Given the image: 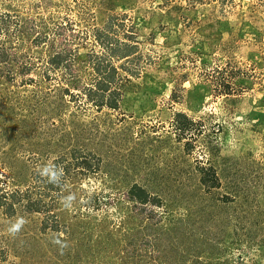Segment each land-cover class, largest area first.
I'll return each instance as SVG.
<instances>
[{"label": "rangeland", "instance_id": "rangeland-1", "mask_svg": "<svg viewBox=\"0 0 264 264\" xmlns=\"http://www.w3.org/2000/svg\"><path fill=\"white\" fill-rule=\"evenodd\" d=\"M0 264H264V0H0Z\"/></svg>", "mask_w": 264, "mask_h": 264}, {"label": "trees", "instance_id": "trees-1", "mask_svg": "<svg viewBox=\"0 0 264 264\" xmlns=\"http://www.w3.org/2000/svg\"><path fill=\"white\" fill-rule=\"evenodd\" d=\"M59 54L60 52H57L55 54L57 56L54 55L51 60V64L54 65V67L58 66V64L61 62ZM102 63H103L102 59H100V61L97 63V67L95 68V71L97 72V79L94 81L93 86L88 88L87 94L89 95V98L92 99L96 104L100 105L102 103H105L108 106H116L118 97L120 96L119 90H117L116 87H113V83L115 82L114 78L117 72L115 66H113V64L111 65V62L108 61L107 64L105 65H103ZM108 65H110V68L106 69ZM65 90L67 91V87L64 88V91ZM206 169H212V167H207ZM206 173L207 172H204V175ZM202 181L204 183H209L210 185H212V183L216 181V177L213 178L205 177L203 178ZM51 187H53V184L50 187L46 186L47 190H50ZM6 194L9 195V199H11V201L8 203V206L12 211L14 209L13 207L15 203L14 199L16 200V202L26 200V204L24 206H26L27 209H31V210L33 209L36 210V208L46 209V207H48L47 204H44L42 198L40 197L32 198L31 194L29 193V190L27 189L25 191H20L19 189L14 188L12 190L7 191ZM127 194L129 195V199H131L135 204L137 203V205H143L148 202H151L155 206L156 204L158 205V203L161 202L160 197L156 193L154 194L150 193L144 186L136 182H134L130 186ZM150 211L152 210L150 209ZM55 217L56 216H54V220H52L51 225L55 228L61 227L59 221ZM134 226L136 227L138 225H134ZM64 229L66 232H68L67 227H65ZM156 240H158V238L153 239V237L149 234L146 237V244H148L152 248V250H155V248L158 247V245L156 244Z\"/></svg>", "mask_w": 264, "mask_h": 264}, {"label": "clouds", "instance_id": "clouds-1", "mask_svg": "<svg viewBox=\"0 0 264 264\" xmlns=\"http://www.w3.org/2000/svg\"><path fill=\"white\" fill-rule=\"evenodd\" d=\"M48 173H50V179H54L56 177V172L53 171L51 168L46 166V167L43 168L41 174L43 175V174H48ZM24 222L25 221H24V219L22 217L17 218V220L14 223L11 224V226L9 228V231L11 233H15V232L19 231V229L22 227ZM55 242L58 243V244H63V242L58 240V239Z\"/></svg>", "mask_w": 264, "mask_h": 264}]
</instances>
